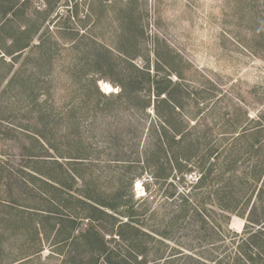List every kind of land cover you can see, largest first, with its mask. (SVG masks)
Listing matches in <instances>:
<instances>
[{"label":"rangeland","instance_id":"obj_1","mask_svg":"<svg viewBox=\"0 0 264 264\" xmlns=\"http://www.w3.org/2000/svg\"><path fill=\"white\" fill-rule=\"evenodd\" d=\"M1 24L5 55L0 60V264H68V252L76 246L54 244L72 226L66 219L75 213L68 197L73 194L62 184H69L74 169L96 185L102 197L116 192L133 197L139 216L135 224L152 239L144 237L136 250L145 256L135 261L131 257L127 264H170L164 259L180 252L187 230L175 223L169 238L160 236L177 201L168 200L173 180L165 179L169 169L164 158L145 162L149 134L160 126L156 94L142 74L149 73L181 105L179 111L174 109L178 115L159 108L160 115L169 114L175 123L198 121L200 128L193 133L205 137L199 149L209 141L226 146L220 137L237 127L241 131L245 114L264 121V0H0ZM122 25L131 29L118 41ZM27 37L32 43L22 54L18 49ZM33 44H38L36 49ZM106 47L113 50L115 67L108 78L100 79L106 72L100 57ZM92 80L101 94L99 82L114 88L105 96L119 93L129 80L142 81L145 88L139 95L149 107L145 110L134 101L126 108L112 106L113 112L102 110L105 100L96 95ZM41 119L49 126L43 127ZM36 133L46 135L57 152L45 155L37 148L31 140ZM79 138L82 144L76 143ZM80 146L93 164L73 165L69 155ZM42 155L58 164L43 169L60 181L50 184L56 191L37 180L29 182L25 175L42 177L32 157ZM184 173L183 181L174 182L177 191L189 190V183L200 175L196 168ZM47 211L53 220L43 218ZM78 221L74 236L86 229V221ZM244 224V219L232 216L229 228L240 233ZM96 225L109 231L112 221L104 218ZM105 238L113 262L126 256L124 242ZM181 262L177 258L174 264Z\"/></svg>","mask_w":264,"mask_h":264},{"label":"trees","instance_id":"obj_2","mask_svg":"<svg viewBox=\"0 0 264 264\" xmlns=\"http://www.w3.org/2000/svg\"><path fill=\"white\" fill-rule=\"evenodd\" d=\"M131 25H122V35L117 37L118 41L124 40L128 29H131ZM2 28L3 24L0 25V31ZM36 33L37 30H35ZM135 42L137 43V41ZM31 43L32 37L25 38L22 41V48L18 49V51L22 50L23 54V51L31 46ZM33 45L32 48L35 49L38 46V44ZM1 48L0 45V60L5 55ZM104 51L105 54L100 57L103 58V66H105L106 72L100 71L103 76L100 79L108 78L109 72L113 71L115 67L110 52L113 50L106 47ZM95 58L92 56V60ZM95 61H97L95 62L96 65L99 66V60L96 59ZM3 62L5 61L2 60ZM142 75L145 77L144 82L149 84V89L153 87V91L156 94V118L160 126L159 130L157 128L156 131L153 130L149 134L150 143L148 142V147L144 153L145 162L151 164L149 160H152L153 157L157 158V160H160L161 157L164 158L169 169L165 179L172 178L173 180V182L169 183L172 187V193L168 200L170 202L177 201L176 211L172 214V218L167 224V229L160 233V236L166 239L169 238L168 232L174 227L175 223L176 225L179 223V228L187 230L185 232L186 235H184L185 243L182 244L183 248H177L180 252L171 255L169 259H164V262L174 264L179 258L182 261L181 264H264L263 118H250L245 114L246 126L241 131L237 132L239 129L237 127L227 132V135L220 137V144L226 142V146L215 147L209 141L204 148L199 149L205 137L202 133H193L195 129L200 128L198 121L191 125L189 124L191 123L190 121H184L183 119H177L178 123L172 122L169 114L178 115L174 113V109L178 108L179 111L181 105L174 102L167 90L160 88L159 83L154 81V79L152 80L149 73H143ZM95 81L92 80L91 84L95 86L96 95L105 100L104 107L101 106L102 110H110L114 105L126 108L134 101L141 102L145 110L149 107L148 102L143 101L139 95V92H142L145 88L142 81L136 83L129 80L126 85H122L119 93L109 96H105V93L101 94L98 91ZM94 104L92 103V108ZM95 107L96 105H94ZM159 108H164L169 114L167 116L160 115L158 113ZM71 113L68 115L70 116ZM73 118L72 116L69 120H73ZM40 123L43 127L49 126L43 119L40 120ZM173 126L175 127L174 129L172 128ZM192 135H194L193 139ZM67 136L65 138H68ZM31 140L37 144V148L45 152V155H48L49 152H57L51 142L48 141L46 135L36 133L34 137H31ZM151 140L154 143H151ZM76 143L82 144L81 139L79 138ZM80 150L81 146L78 147L73 155H69L72 156L73 165L80 167L85 166L83 164H93V159L85 157L84 149L83 151ZM32 157L37 159L35 160V165L38 164L40 169L36 172L42 177L36 179V176L31 174H23L30 178L29 182L37 180L56 191L54 184L60 181L50 169L46 171L43 169L48 166H58L57 162L52 160L51 157L43 155ZM195 168L200 171V175L193 183H189L188 187L190 189L177 191L174 185L175 180L178 182L183 181L184 171L186 169L190 171ZM68 178L70 180L69 184H62V186L69 194H73V196L69 195L68 197L75 204V213L72 218L66 219L72 225L67 236L54 244L58 247L63 242H71L72 245L76 246L75 251L70 250L68 252L67 263L127 264L128 259L131 257L134 260L136 256H145L143 251L137 250L144 237L152 239V236L148 232L139 229L140 227L135 224L139 222V216L133 197L124 198L117 192L116 194L113 193L111 195L110 193L102 197L104 195L102 191L98 190L96 185L93 186L88 182L84 175L78 173L75 169L70 171ZM52 183L54 184L50 187ZM38 191L43 196L48 194L45 191H41V189H38ZM50 213L47 211L46 217H43L46 221L53 220L49 216ZM80 215L82 217H79ZM232 216L245 220L240 233H236L229 228ZM40 218L43 219L42 217ZM104 218L112 221V227L109 231H105V227L102 225L100 227L102 230L98 229L99 225H96L102 222ZM81 219L86 221V229L74 236L78 230L76 229V224ZM41 221L40 224L43 228ZM105 236H115L121 242H124L127 250L126 256H122L119 261L113 262L111 251L106 246L107 239ZM137 239L140 240L139 243L136 242ZM78 241H82V245L78 244ZM191 242H194V244ZM40 252L41 250L37 251L36 254ZM81 255H85V258L77 260ZM161 259L163 258H159V260ZM23 262L17 264H23Z\"/></svg>","mask_w":264,"mask_h":264},{"label":"bare ground","instance_id":"obj_3","mask_svg":"<svg viewBox=\"0 0 264 264\" xmlns=\"http://www.w3.org/2000/svg\"><path fill=\"white\" fill-rule=\"evenodd\" d=\"M99 86H100L102 92L105 93V94H109V93H111V92L114 91L113 90L114 88L111 87V85L108 84V83H106V82H99ZM139 186H140V184L137 183L136 184V187L139 188Z\"/></svg>","mask_w":264,"mask_h":264}]
</instances>
